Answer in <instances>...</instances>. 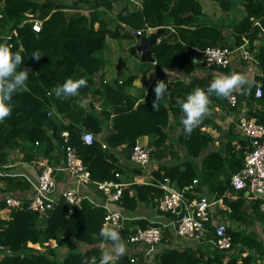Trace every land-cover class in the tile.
Listing matches in <instances>:
<instances>
[{"label":"trees","instance_id":"1","mask_svg":"<svg viewBox=\"0 0 264 264\" xmlns=\"http://www.w3.org/2000/svg\"><path fill=\"white\" fill-rule=\"evenodd\" d=\"M72 1L68 6L65 0H0V42L11 35L10 49L20 51V67L29 70L27 88L12 96L11 113L0 120L2 168L9 165L15 151L24 153L26 161L36 163L41 155L51 162L64 159L65 164L66 146H71L87 166L92 180L89 187L82 188L90 199L70 203L62 197L42 214L28 208L34 188L27 176L0 174V180L5 179V184L0 185V208L6 206L8 196L21 200V205L11 210L9 219L0 215V264H99L104 251L113 253L108 264H255L256 253L264 260V210L257 199L249 205L246 191L231 185L232 174L243 166L245 154L252 148L250 138L242 134L239 119L224 128L212 112L224 108L264 124V0ZM207 1L213 13L220 14L216 20L206 15ZM34 20L42 21L40 31L33 29ZM160 27H166V32L152 46L154 68L163 78L179 72L186 78L167 82L166 93L156 101L151 88L148 99L137 104L138 99L126 91L136 75L111 84L106 78L110 63L103 52L123 38L136 39L134 33L139 30L144 35L148 29ZM241 45L246 46L254 61L244 60L235 51ZM207 46L233 50L231 63L225 67L214 65L213 69L204 66L200 49ZM33 52L38 59L31 57ZM200 66L209 74H197ZM249 67L257 70L253 78L244 76L246 82L228 96H217L213 91L208 112L190 133L185 132L178 99L186 98L195 87L207 91L214 75L233 71L243 75ZM146 74L144 82L148 83ZM81 76L87 83L77 94H55V87L66 78ZM258 87L263 90L260 97L256 96ZM97 95L101 98L100 110L95 109L92 100L88 107L82 106V101ZM231 95L237 98L235 104L229 101ZM208 126L217 127L220 136L214 137L203 129ZM176 127L180 129L178 136L174 135ZM106 129L107 137L102 140L100 135ZM63 131L69 135L65 137ZM86 131L94 135L91 144L82 139ZM142 135L149 136L150 162L156 161L158 168L152 172V183H130L128 177L119 176L124 168L114 150L121 148L130 159ZM33 150L36 153L29 152ZM136 165L139 167H125L139 175L149 164ZM105 180L128 182L122 186L117 201L107 203L101 196L96 183ZM194 180L197 184L185 192L188 199L206 195L213 200L227 193L237 194L236 199L227 201L229 214L219 211L228 214L234 225L227 228L233 240L230 249L216 247L212 232L198 245L175 246L173 242L182 236L173 226L164 228L154 251H150V244L131 239L138 227L146 229L158 224L145 209L154 210L156 217L167 216L170 223L181 218V214L160 208L159 200L165 193L162 184L168 182L181 191ZM110 210L127 217L115 229L125 249L119 255L115 253L116 242L100 234ZM255 220L263 225L262 234L250 230ZM51 239L56 246L49 247ZM245 250L250 254L239 259Z\"/></svg>","mask_w":264,"mask_h":264},{"label":"built area","instance_id":"2","mask_svg":"<svg viewBox=\"0 0 264 264\" xmlns=\"http://www.w3.org/2000/svg\"><path fill=\"white\" fill-rule=\"evenodd\" d=\"M41 25V20H34L33 29L40 31ZM148 30L152 31L153 28ZM137 33L142 34L140 30ZM10 37L11 35L8 36V38ZM235 51H239L244 60L254 61V56L246 46L242 45L236 48ZM200 52L209 65L225 67L233 59V50L228 48L207 46L200 49ZM262 94V88L258 87L256 96L260 97ZM229 101L231 104H235L237 102L236 96L231 95ZM238 119L239 128L243 135L250 138L252 148L246 152L243 166L232 174L231 185L236 190H244L251 198L257 199L260 202V209L264 210V124L259 123L255 118L248 117L246 114H240ZM206 128L203 129L206 131ZM62 134L67 137L69 132L63 131ZM82 139L85 143L91 144L94 141V135L92 132L86 131L82 134ZM104 147H106L105 144ZM150 152V147L137 144L132 151L131 159L136 164L146 167L150 162ZM36 163L41 169L36 182H32L34 194L30 197L29 209L45 214L57 205L62 197L70 203H77L86 197L90 199V196L82 191V188L89 187L92 182L89 170L71 146H66V161L63 167L64 172L74 181V185L71 187L59 190L54 167L41 157ZM0 174H2L1 161ZM96 184L101 196L106 199L107 203L117 201L121 196L122 186L125 185L111 180L97 182ZM196 184L197 180H194L191 185L181 191L169 184H162L165 193L159 200L160 208L165 212L171 211L174 214H181V218L179 220L174 219L172 223L169 222L168 224L157 222V225H152L146 229L138 227L131 239L150 244V251H154L155 245H158L163 237L164 228L173 226L175 231L184 239L197 242L203 241L206 239V235L212 232L216 247L222 250L230 249L233 240L227 232V223L221 219L216 220L212 211V207H215L218 200H210L206 195L192 199L185 196V192L190 191ZM6 205L7 209L11 211L21 205V200L8 196ZM126 218L121 212L110 210L105 216L103 225L106 228L117 229L122 226V222Z\"/></svg>","mask_w":264,"mask_h":264},{"label":"crops","instance_id":"3","mask_svg":"<svg viewBox=\"0 0 264 264\" xmlns=\"http://www.w3.org/2000/svg\"><path fill=\"white\" fill-rule=\"evenodd\" d=\"M72 2H73L72 0H65V4L68 6H70V4ZM205 9H206V12H208V14H206V15L210 19L215 18V20H216L220 16L219 13H216V14L213 13V7L208 1L205 4ZM217 14H219V16ZM204 20L208 21L207 18H204ZM131 54L135 55V56L139 55L141 57L140 52H139V54H138V52L137 53L131 52ZM141 61H142V63H140V64H135V65L130 66L129 69L132 71L127 74V75H130V74L136 75L134 81L131 84L126 86V91L128 93H130L131 95H133L136 99H138L136 102L137 104L145 102L148 99V97L151 95V94H149V90L151 88H152V90H154V86L158 80H166V83H167V82H170V81L175 80L177 78H184V79L186 78V75H184L181 72L176 73V74H172L169 78H163V77L158 75V71L156 70V68H154V65H153L154 63L149 62V61H143L142 58H141ZM143 62H149L148 66H150V67H147ZM196 70H197L196 73L201 75V76H205V75L209 74V71L204 66H200ZM144 72H147L146 77H147V79H149L148 83L144 82ZM256 73H257V70H254V69H252V67H249V69L247 71H245L243 75L246 77V79L251 80ZM122 74L123 73L120 70H119V75H117L115 77L111 76V74L109 73V75L111 77L108 78V80L110 81L111 84H115L117 82H120V80L123 79ZM211 74H213V72ZM216 76L217 75H214L213 78H215ZM138 77L140 78V81L142 83L137 82ZM91 100L93 101V103L95 105V109L100 110L101 109V106H100L101 105L100 104L101 98H99L98 95L92 99L87 98L86 100L82 101V103H81L82 106L88 107ZM242 111H244V110H242ZM212 112L216 113L215 117H216L218 123H220V125L223 126L224 128L228 127L234 120L236 121V119H238V117L240 116L239 113L235 114L233 112L227 111L224 108H218ZM206 129H207L206 131L210 132L214 137L218 138L220 136V130L217 127L208 126ZM107 132H108V130L106 129L104 134L100 135L102 140H105V138L107 137ZM179 132H180L179 127H176L174 130V135L178 136ZM138 143L142 144V145H149V136L148 135L140 136L138 138ZM29 152L30 153L31 152L36 153V151H34V150L29 151ZM114 152H115L117 161L124 168L123 174L119 175L120 177H122L124 179L126 177H128L129 179H131V181H129L130 183L131 182L132 183H152V181H153L152 172H153V170L158 168V164L156 161L150 162V164L147 166L145 171L138 175V174L133 173L127 167H125V165L128 167H139V166H137L131 159H127L125 157V155L122 153L121 148L114 150ZM51 155H54V153H52ZM40 157H41V155L38 158H40ZM45 160L49 164H51L55 169V179H56L57 187L59 190L66 189V188L74 185V183H73L74 181L72 180V178L69 175L65 174V172L63 170L64 159L57 161V162H54L53 160L51 162L49 158H47ZM39 171H40V168L38 167V165H36V163L33 160L32 161H26V160H24V153L15 151L12 153L11 162L9 163V165L2 168V174L1 175L5 176V177H7V176L8 177L9 176L15 177V176H19V175H25V176H27V178L30 182L34 183L37 180ZM4 181H5V179L0 180L1 186H3L5 184ZM125 182H126L125 184H128V182L126 180H125ZM245 196L248 199V204L252 205L254 199L251 198V196L247 192H245ZM236 198H237V194H231V193H227L224 197L218 198L217 199L218 203L215 205V207L214 206L212 207L214 218L216 220L221 219L222 221H225L227 223V226L233 225V223H231L230 219L228 218V214L231 211V209H230L229 205L227 204V201H230V200H233ZM0 199H2V196H0ZM220 210L227 211L228 214L222 215L221 213H219ZM144 212L148 213L154 220H157L158 223H165V224L169 223L168 222L169 219L167 216L163 215V216L156 217L157 213L154 210H146L145 209ZM250 230H254V232H256L257 234H262L263 233V225L260 222L255 220ZM178 244L181 246L198 245L197 241L191 240V239H183L182 237L178 238L177 240H175L173 242V245H175V246H178ZM248 254H250V251L245 250V252L238 255V258L241 259L242 257H244ZM254 256L256 257V259H255L256 263L255 264H264V260L261 259L257 253Z\"/></svg>","mask_w":264,"mask_h":264},{"label":"clouds","instance_id":"4","mask_svg":"<svg viewBox=\"0 0 264 264\" xmlns=\"http://www.w3.org/2000/svg\"><path fill=\"white\" fill-rule=\"evenodd\" d=\"M163 28L166 29V27ZM158 29L159 28H153L152 31L147 30V33L144 35H150L151 33L156 32ZM160 37L158 38V42L160 40ZM6 39L9 40L8 36L6 37ZM31 57L37 59L39 58L36 52H33ZM152 63L155 64L156 59ZM21 64L22 56L20 51H12L8 44L0 42V120H3L4 117L10 115L11 110L14 106L11 102L12 96L17 91L27 88L26 80L28 78L29 70L27 68H21ZM137 82L142 83L139 77L137 78ZM245 82L246 80L244 75L238 72L233 71L230 73H221L210 82V84L207 86V91H205L201 87H195L189 93H187L186 98L178 99V103L183 112V115L181 117V123L184 126V131L190 133L192 129L200 123L202 116L208 112L210 95L213 93V91L217 96H228L234 89L243 85ZM86 83L87 81L83 76L75 79L72 77H68L64 80L63 83H60L55 87V94L57 96L64 97L77 94L78 89ZM166 91V80H158L154 86V92L156 97L155 101L159 100L161 96L166 93ZM145 146L149 147L148 145ZM166 184H168V182ZM1 210H8L7 205L4 208H0V215L2 217ZM10 213L11 211L9 212L8 210V217L5 219L10 218ZM100 234L116 242V255L122 254L124 252V243L121 240L120 234L117 230L112 228L101 227ZM112 259L113 253L110 251H104L101 254L99 264H108V262Z\"/></svg>","mask_w":264,"mask_h":264},{"label":"rangeland","instance_id":"5","mask_svg":"<svg viewBox=\"0 0 264 264\" xmlns=\"http://www.w3.org/2000/svg\"><path fill=\"white\" fill-rule=\"evenodd\" d=\"M203 1V0H202ZM216 24H221L220 21H217ZM135 37H127L123 38L122 40L114 42V47L109 49L106 47V49L103 52L104 57L108 61V69L106 73V78H110L111 76H117L119 75V70L123 73L122 77L124 79H127L130 75H127L130 70V66L135 64L142 63L141 57L139 55H132L130 52V48L135 45L136 43ZM116 48V50H114ZM114 50V51H113ZM147 67L149 62H143ZM119 69V70H118ZM111 74V76L109 75ZM10 212V211H9ZM2 217L7 218L8 217V210H1ZM49 247H54L57 245L56 241L54 239H51L48 241ZM31 246L40 249L41 246L39 244H31ZM47 249V248H45ZM65 251V250H64Z\"/></svg>","mask_w":264,"mask_h":264},{"label":"water","instance_id":"6","mask_svg":"<svg viewBox=\"0 0 264 264\" xmlns=\"http://www.w3.org/2000/svg\"><path fill=\"white\" fill-rule=\"evenodd\" d=\"M166 31L165 28H159L156 32L151 33L150 35H139L134 33L137 39L135 45L130 48V51L133 53L140 52L141 58L143 61L154 62L155 58L152 55V46L158 42V38L164 34ZM3 43L8 44V39H4ZM204 66H209L210 69H213L214 65H208L206 61L202 62Z\"/></svg>","mask_w":264,"mask_h":264}]
</instances>
